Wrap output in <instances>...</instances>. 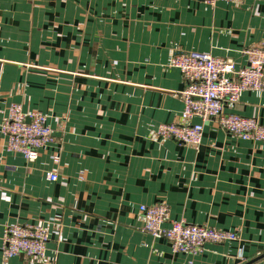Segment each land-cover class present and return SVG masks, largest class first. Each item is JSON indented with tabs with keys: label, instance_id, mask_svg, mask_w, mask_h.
I'll return each instance as SVG.
<instances>
[{
	"label": "crops",
	"instance_id": "1",
	"mask_svg": "<svg viewBox=\"0 0 264 264\" xmlns=\"http://www.w3.org/2000/svg\"><path fill=\"white\" fill-rule=\"evenodd\" d=\"M258 45L264 0H0V124L20 104L45 113L57 138L29 162L0 128V264H264V141L215 121L199 148L153 136L182 122L173 53L242 67ZM226 110L264 125V90ZM157 202L238 239L176 253L142 229L140 205ZM15 223L46 225L44 259L3 258Z\"/></svg>",
	"mask_w": 264,
	"mask_h": 264
},
{
	"label": "built area",
	"instance_id": "2",
	"mask_svg": "<svg viewBox=\"0 0 264 264\" xmlns=\"http://www.w3.org/2000/svg\"><path fill=\"white\" fill-rule=\"evenodd\" d=\"M216 2L219 0H205ZM247 64L237 67L228 58L202 51H176L170 65L179 68L185 79L180 92L184 108L182 122L162 123L154 131L156 139H175L199 148L203 141L204 122L215 121L227 132L244 140L264 141V125L254 117H246L226 110L235 105L247 90H264V45L244 51ZM199 117L202 122H192ZM7 137V148L35 161L40 150L54 144L57 138L48 124V116L40 111H24L20 104H12L0 124ZM59 160V156L55 157ZM48 178L57 180L55 172ZM143 231L169 241L176 253L197 254L207 243H224L238 239L235 231L174 220L164 202L140 205ZM50 233L45 224L15 223L4 229L2 255L5 260L16 256L44 259Z\"/></svg>",
	"mask_w": 264,
	"mask_h": 264
},
{
	"label": "water",
	"instance_id": "3",
	"mask_svg": "<svg viewBox=\"0 0 264 264\" xmlns=\"http://www.w3.org/2000/svg\"><path fill=\"white\" fill-rule=\"evenodd\" d=\"M255 260H256V259H254V260L250 261L249 263H253Z\"/></svg>",
	"mask_w": 264,
	"mask_h": 264
}]
</instances>
